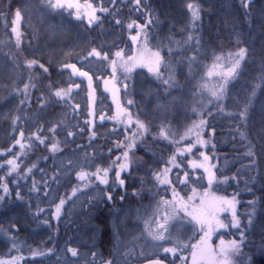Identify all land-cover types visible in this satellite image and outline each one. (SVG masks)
I'll use <instances>...</instances> for the list:
<instances>
[{"label":"trees","instance_id":"16d2710c","mask_svg":"<svg viewBox=\"0 0 264 264\" xmlns=\"http://www.w3.org/2000/svg\"><path fill=\"white\" fill-rule=\"evenodd\" d=\"M4 1L5 0H1ZM20 0H8L7 7H11V9H18V3ZM215 0H209L208 3ZM229 1V7H223L222 2H216L213 6V12L210 14L208 20H206V15L204 12H200V21L197 25V31L192 32L191 23L189 22L187 24V28L185 30V39L182 41L183 44L180 45L176 43V37L178 35H167V39L169 41H162V39L158 38V32L159 30H155L158 28L159 24H153L149 25L147 28L148 31V44L147 47L152 49L153 51L159 50L161 53V56L164 58L165 67L164 65L161 66V73L163 74L164 78H167L169 75V72L171 71V66H177L180 63V68L186 69L187 73H189V58L195 56L196 60L192 64V68H196L200 71V74L203 73L204 69L209 65V63L214 59V56L224 54L226 55L229 52H235L237 49H232L231 46L234 40V35L240 31V30H247L250 32V35L256 33L255 28L259 25V18L258 15L254 14L253 7L256 4L258 0H252V3L249 5V9L245 10V8L242 6L241 0H227ZM81 4H84L86 0H79ZM87 3H91L94 7H105L109 9L108 13H101L97 12V15L101 18V23L88 25L87 20H76V22H80V24L83 25L84 29L87 30L88 35H91L94 40L91 44V48H96L98 51H101L103 54L104 52L108 53L109 60L103 61L102 63H99V69L100 74L98 72V76L95 78L97 79L95 81V84L98 82L99 88L101 91L97 93V98L100 101V107L101 111L99 112L100 115L103 114L106 117H111L115 114L117 108L116 104L113 101L112 94L110 92L104 91V85L103 81L104 79H111L112 78V69L109 64V61L114 58V54L117 51L123 50V53L125 57L134 55L140 48L143 47V44L141 42L134 43L131 40V35H135L137 29L135 26L133 29L129 30L127 28V24L136 21L138 24H145L146 20L148 18V11H145V8L142 12L139 13L135 6L130 2V0H116L115 3H112V0H87ZM145 1L141 0V7L145 5ZM147 4V3H146ZM148 9H152L151 6H148ZM141 12V11H140ZM65 13L68 16L74 17V15H69L68 11H65ZM158 16V11L156 13ZM0 16H3L4 19H0L2 22L4 21V25L6 27L7 32L5 33V37L1 39L0 41V51L9 50V53L13 54L16 58L19 67H22L23 71L18 72L22 75V84L17 83L16 91L19 93V96L21 100L25 98L24 94V85L27 84H35L36 87H30L28 90V98L25 100L24 105L28 108V103L32 100L30 93L35 92V96L37 99H34V106L29 110L36 116L35 124L28 121L26 116L18 112L17 116H14L15 119V134L11 137H7V144L12 145L11 149H15L14 153L15 157L17 153L21 152L20 146L15 143L17 139H23L24 143L27 145L31 143L33 147L31 149L25 148V154L20 155L17 160L20 164V168L18 170V173L20 176H22L25 173V169L32 167L33 164L36 165L35 168L32 169V172L28 174L27 179H24L25 183H21V187L19 189H24L29 191L32 187L33 180L37 182V186L39 188L40 194H34V200L36 202H44L45 197L43 193V182L49 181L45 180V176L50 170L51 175H49L51 178L56 175L58 177V181L61 179L60 176L65 175L66 181L65 184L62 183V193L59 194V200L61 198H64L66 202V208L64 211L65 216H62V213L60 215V219L57 220L54 217L55 212V206L54 210L52 211H45V218L48 219V221L51 223V226L55 225L56 228L61 224V221H66L67 225H70L76 221L78 224V218H79V212H82L83 209H86L88 206V203L84 201H88V198H86V195H84V192L79 194L81 192L78 191L75 196L72 195L73 188L82 187V183L79 182L77 179L76 173L80 169H83L88 172H94L96 167L100 165L101 168L108 167L112 161L121 154V152L124 150L123 148L117 149L116 143L119 141H124L125 138V126L123 124H118L116 121L111 119H104L97 122H91V116L89 115L90 110L92 111L91 106L93 105L96 107V102L92 103L89 100L88 97V88L87 84L79 83L78 77H72L70 75L71 70L70 69H62L61 66L63 64H75L81 67H86L87 63L92 64L95 63L97 66V63L95 61L96 58L91 57L87 60H79V61H62V62H51L52 64L49 65L47 58L44 55H37L32 54L28 49L24 48V46L27 44V40L30 39L31 44H34L35 39L31 36L29 28L22 24L18 30L21 32L20 37V43L19 46L16 42V35L12 32L13 24L11 25L9 23L10 20L13 19V15H11L10 10L5 9L4 5L0 6ZM75 18V17H74ZM116 20H120L121 24H117ZM161 19L159 18V21ZM13 21V20H12ZM250 21V23H249ZM161 22V21H160ZM162 24V22H161ZM223 25V26H222ZM108 30L116 31L118 36L114 42H108L105 39V35L108 32ZM120 36H119V33ZM198 35L199 36V46H197L196 41H188L189 34ZM204 38V41H203ZM209 40V41H208ZM260 44L261 41H260ZM231 45V46H230ZM33 47V45H32ZM239 47H246V46H239ZM238 47V48H239ZM258 47L257 49H259ZM169 49L172 51L169 52ZM88 57V54L87 56ZM84 57V58H85ZM29 60H38L39 63L44 64L49 69L48 74H44L43 70L39 68V66H34L32 69H29L27 67V61ZM79 63V64H78ZM247 60L244 61L242 66V71L239 75V77H244L245 75V65ZM176 68V67H175ZM178 68V67H177ZM147 70L146 67H137L134 71L137 70ZM249 68H247L248 70ZM87 71V70H86ZM133 71V72H134ZM88 72L93 76L95 73L88 70ZM174 73V72H173ZM192 73V72H191ZM190 74V73H189ZM130 75V74H129ZM129 75L128 78L125 80V75L121 71H117V86L121 87L122 84L126 83L129 87ZM202 75V74H201ZM154 76V75H152ZM31 77V79H30ZM155 77V76H154ZM154 83H156L161 90L165 88V86L162 84L161 80H158L156 77L153 79V77H149ZM245 78V77H244ZM94 79V77H93ZM238 79V78H237ZM237 79L233 82H231L228 86V92L227 95L223 98L220 102H213L208 103L207 110L201 114L200 117L192 118L189 125H181L178 129H174L171 127L170 120L166 119L165 121L158 122L157 124H151L144 120V118L136 112V109L133 105H128L127 101L131 100V94L130 90L127 89V93L121 87V90L119 92V100L120 104L123 107L128 108V110L132 113L134 118H138L139 120L143 121L146 125L149 126L150 131L145 134L143 143H138L137 147L134 150L133 160L135 161L134 164H137V162H140L145 165L154 166L156 164L154 155H157L160 160L169 159L174 153H176L177 147L184 148L190 143H194V137H186L184 140H181V136L184 135L186 130L192 126L194 122H198L200 119H206L208 121L207 126L203 130V138L205 140L209 141V144L207 146H201L199 144H196L195 147H193L192 152L188 153L185 152L183 156H180L177 154V163L182 164L186 162L188 168H173L172 172L178 171L180 172L181 177H183V174L185 171H187L190 175V171H197L199 169L204 177V183L207 179V174L204 173V170L201 168L193 169L190 166V160L196 161V162H203V158L201 157L200 153L203 152L206 155L210 157V160L208 161L209 165H215L216 167L213 169V171L216 172V176L218 179H222L225 177L222 172V168L227 165V169L229 171L236 170L233 176L236 177V179H231L230 182L227 183H218L214 184L212 187L214 189H217L216 186L221 185L227 188V196L228 198H232L235 196V199L240 203L239 198L243 196L242 203L243 206L245 204L249 205L248 202L251 200V196H248V192L243 190V187H252V184L248 185H240V177L242 174L239 172L240 168L242 169L241 163L238 164L240 159H234V154H237L240 152L242 154L241 157H245L244 153L247 151V148H245V145L243 144V147L239 151H224L222 146L218 144L217 140L215 139V132L217 129V124L224 121L225 124H232L235 125L240 131L246 132V126L241 123L238 116L235 114H238L240 111L243 110L244 105L235 108H227L226 104L228 102L229 98V92L230 87L232 84H234ZM45 81L52 84V87L49 91L41 85V82ZM100 81V82H99ZM259 78L254 79V84L257 85L259 83ZM218 80L213 84H217ZM21 84V85H20ZM70 84H79V88H73V91L71 93V99L68 102H60L57 101V99L52 96V92L56 88L63 87L67 89ZM213 85H210L209 88H211ZM254 87V86H253ZM264 87V84H261L260 90ZM97 91V88H96ZM207 92V91H206ZM210 96V93L207 92ZM43 96L44 100L47 101V106H41V100L40 97ZM79 96H81V99L79 101ZM257 95L255 96V98ZM95 95V100L97 99ZM254 98V99H255ZM103 99V102L101 101ZM211 99V97H210ZM28 102V103H27ZM248 102V101H247ZM79 105V108L77 109L75 106ZM220 107H223L224 113H219L218 109ZM29 109V108H28ZM94 111L98 113L96 108H94ZM95 112V113H96ZM213 113L211 117L207 115V113ZM225 113H233V116L225 115ZM24 115V121L29 123V127H26L23 123L22 119H19L21 115ZM20 115V116H19ZM46 118H43V116H46ZM86 121H89V123H86ZM56 126V132L52 133L49 131L53 126ZM161 125H166L168 129L171 130L169 139H162L159 137L158 133L160 131ZM42 126V127H41ZM24 130L27 132L25 133V137H20V132ZM97 128L105 130V134L100 137V140H102V144H96L95 138L97 137ZM135 129V124L132 125V127L128 130V134L131 133V131ZM71 131L74 133L73 136L69 137L67 133ZM24 132V131H23ZM92 132H95V136L93 137L91 134ZM33 133H37L41 135L43 138H45V144H39L38 141L35 140V137L32 136ZM29 137H32L31 140H29ZM63 139H66L64 141ZM59 141L60 142V149L61 151L57 152V155H53L48 150V145H50L53 142ZM172 141H178L179 143H173ZM22 142V141H21ZM23 143V142H22ZM213 145L215 146L213 148ZM16 147V148H15ZM244 149V150H243ZM111 150V151H110ZM90 151V153H88ZM102 154H104V159L101 158ZM200 155V156H199ZM57 156V157H55ZM25 158V159H24ZM67 158V159H66ZM24 159V161L22 160ZM30 159V160H29ZM100 159V163L97 162V160ZM54 160V162H53ZM55 160L62 161V169H57L55 171L53 164L55 165ZM71 160L72 164L68 165V161ZM7 161V158L3 160V162ZM68 165L65 167V165ZM162 164V163H160ZM163 165V164H162ZM1 168V167H0ZM41 169L43 171H41ZM8 171V168L0 169V176H4L8 183H10L13 180H22L23 178L18 177V173H13L11 176H6V173ZM47 171V172H46ZM174 171V172H175ZM63 174V175H62ZM72 174V175H70ZM135 175V173H133ZM114 175L113 173H110V176ZM48 176V178H49ZM50 178V180H52ZM94 180V177L92 178ZM22 181V182H24ZM199 184V185H203ZM61 183L58 184V187H60ZM232 186H235V190H237V194H240L241 192L243 195H239L237 198V194L234 193ZM206 187V186H205ZM209 187V186H208ZM104 186H98L93 187L91 190L94 193L91 195V192L88 195L96 196L99 194L100 190L103 189ZM218 190V189H217ZM1 191V190H0ZM181 193H184L181 189L179 190ZM219 191V190H218ZM30 192V191H29ZM120 193V190H118ZM217 192V191H215ZM221 196L216 197H225L224 192L220 193ZM36 195V196H35ZM64 195V196H62ZM216 195V194H214ZM38 200V201H37ZM58 200V197L56 195L53 196L52 202H56ZM59 201L56 203L58 204ZM106 203V202H105ZM104 203V204H105ZM239 203L236 205V209L241 208L239 207ZM55 204V205H56ZM64 205V207H65ZM199 205V204H195ZM45 206V204H44ZM63 207V208H64ZM42 208H44L42 206ZM96 216L92 218V223L95 225H99L102 229V233L100 235L99 244L97 246V254L98 255H104L108 258L109 255V249L113 250L112 240L114 237L112 236V229L110 225V221L107 225H103L102 222L108 218L110 210L109 205H104L103 207L97 206L96 209ZM239 212V211H238ZM237 212V213H238ZM104 213V216L101 214ZM230 213V211H229ZM231 217V213H230ZM220 218V216H219ZM109 220V218H108ZM53 224V225H52ZM70 234L74 236V231H68L64 234ZM231 239H234V237H230L229 239H225V241H229ZM71 237L68 236L65 238V240H61L58 244H50V245H43L40 246L38 242L35 241V238L32 239V249H38V250H46V249H54L55 253H49L47 256L44 257H36L32 258L30 255V251H13L10 255V253H7L11 256H23L24 259H26L30 264H57V253L58 250L61 251V249H64L65 252L63 253L66 255L69 259L71 264L74 263L75 259L71 257L70 253L66 252V249L68 247H73L71 242ZM220 240L210 242L211 246L215 249L219 245ZM261 245H264V238L259 239V234L257 236V239L254 241V243H250L249 240L242 248V251L239 255L232 257L233 264H245L247 259L251 258V264H264V250L261 249ZM29 249V248H28ZM58 249V250H57ZM21 253V254H19ZM61 253V252H60ZM79 253V251H78ZM87 253V252H86ZM14 254V255H12ZM88 254V253H87ZM89 257V254H88ZM24 259L22 261H24ZM104 260V258L100 256L99 261L96 262V264L100 261ZM189 262H187L188 264Z\"/></svg>","mask_w":264,"mask_h":264},{"label":"rangeland","instance_id":"374dc122","mask_svg":"<svg viewBox=\"0 0 264 264\" xmlns=\"http://www.w3.org/2000/svg\"><path fill=\"white\" fill-rule=\"evenodd\" d=\"M207 1L208 0L146 1L147 6H151L152 9L155 10V13L158 11V17L162 22V24L160 22L158 28L155 29L159 30L157 37L162 39V41H169L167 39V35H178V37L175 38V42L182 45V41L185 39V37L181 33L185 32L187 24L191 20V13L187 8V4L189 2L198 3L201 7V11L203 12V10L206 11L208 9L206 8L208 6L206 3ZM222 1L223 7H229V1ZM6 3H8V0H5V3L4 1L0 0V6L4 5L5 9L10 10L14 19L15 9L7 7ZM18 9H20L22 14V19L19 22L18 28L22 24L29 28L31 36L35 39L34 44H32L35 50L33 52L34 54L44 55L50 62L72 60L79 61L83 60L82 58L87 56V54L92 50V43L90 42L87 30L84 29L80 22H76L74 17L68 16L65 11H50L47 7H45L44 0H20L18 3ZM145 9L147 10V8ZM258 18L259 25L257 28H255L256 33L250 35L249 31L240 30L238 31L240 33V43H236V36L234 35L235 42H233L232 46L230 45L232 49H238V47L241 45L246 46L245 48L249 49V54L246 58L248 63H246L247 65H245L244 68L246 76H244L245 78L238 77L237 81L230 87V95L226 107L233 108V110H235L237 107L247 104L248 97L252 93L253 86L255 85L254 79L264 76V0L262 5L259 7ZM12 20L9 21L11 25ZM5 25L4 21L2 22L0 20V41L5 37V33L7 32ZM117 36L118 34L116 31L108 30L105 35V39L108 42H114ZM260 41L263 44L262 48L257 49L259 47ZM12 55V53H9V50L0 51L1 157L2 155H7V145L2 147L6 142L5 140L8 139L7 137H12L15 134L16 123L15 119L12 117H14V114H18V111L15 109L17 102H20L19 96H17L15 93H11L12 89H14L12 84L15 81L20 80L18 77V72L16 71L18 62L15 57L12 59ZM95 62L97 63V66L95 63H87L86 67L83 66L84 69L78 65L76 66L82 70H89L91 72L94 71L93 73L95 74L93 77L96 81L97 79L95 77L98 76V72L100 73V69L99 63L97 61ZM213 63L214 59L204 69L203 73H201L202 75L200 74L199 68L198 70L193 68L192 73L189 74L187 73L186 69L180 68V63L177 66H171V71L174 72L177 84L175 87L168 89L167 91L165 88L161 90L159 86L149 78L153 77V79H155V77L152 76L153 74L149 73L146 69L132 72L129 75L128 90H130L131 100L134 101L132 105L135 107L136 112L139 113L145 121L151 124H157L158 122L168 119V121L170 120L171 122L169 124H171V127L173 126L172 128L174 129L180 127L181 125H189L192 118L200 117L201 114L207 110L206 107L209 103L210 96L206 91L201 92L199 85L202 83H207L208 86H210L216 82V78L206 76L207 72L212 70ZM247 68L249 69L247 70ZM100 74L103 73L101 72ZM85 81V78L79 79V83L85 84ZM258 84L261 86V82ZM96 88L97 92L99 93L101 90L99 88L98 82L96 83ZM263 89L264 87L262 90ZM262 90H260V87L256 90L257 97L252 103L258 105V111L255 113L257 118H249L246 125L247 139L251 141L252 145L255 146L256 160L259 168L257 180L254 183H248L252 184V187H249L251 191L248 192V196H251L250 201L258 199L259 202L257 205L258 213L255 221V227H253L252 230L247 234L250 237L255 233L257 235L259 234V239L264 238V231H262V229H264V95L262 94ZM80 99L81 96H79V101ZM23 100H27L26 97ZM96 101V110L98 113L95 114V119L98 118L100 115L99 112L101 111L99 99L95 100V102ZM101 101L103 102V99H101ZM253 119L255 120L251 122ZM98 130L99 128H97V131ZM23 131L24 134L27 133L24 130V127ZM21 141L24 143L23 139H21ZM244 145H246V141H244ZM88 153H90V151H88ZM55 155L58 156L57 153H55ZM12 158H15V156L11 157V159ZM101 158H104V154H102ZM56 161L57 163L55 162L54 167L55 171L57 169L61 170L62 161ZM156 161V164L150 167L143 164V162H137V164H133L132 168L130 169L132 173L135 172V176H137V178L133 175L135 177L134 179L129 178L127 180V192L131 193L133 189H141V179H143V190L139 196L128 195L125 197V200L121 202L118 199L121 192H118L116 198L114 196L113 201L115 208L119 209L118 212L113 211V206L111 203H105L106 205H109L110 213L108 218L112 229V236L115 238V242H112V245L114 246L113 250L109 249L108 251V258L112 260L114 264H133L137 261H143L148 257L151 258L162 256L168 258V255L164 254L162 251H157L152 247V241L150 238L146 239V232L144 229V220L152 217L153 211L157 206L156 202L160 199V196H163L165 199L172 198L170 190L167 192L161 191L159 195H153V193L156 192L153 171H158L165 167L166 161L168 160L164 159L162 161L156 158ZM192 161L193 160H190V162ZM2 162L3 161H1V163ZM97 162L100 163V159H98ZM160 163H162L163 166L160 165ZM240 163L242 169L240 168L239 172H241L242 175L239 176L241 179L239 184L245 185V181L249 179V176L247 170L243 169V165L248 164L249 160L246 157H242L238 164ZM5 166L8 168L7 165ZM180 166L183 168H188L186 162L180 164ZM81 170L82 169L79 168V171ZM221 171L224 172L223 174L227 177H233L234 173L236 172V170L229 171L227 169V165H225ZM252 174L255 175L256 173L253 172ZM49 175H51L50 170H48L44 178H47ZM197 175L202 177V179H191V184L189 186H182L183 188L177 187L178 189L184 191V193L180 192V194L185 198V200H187L188 196L192 195L191 189L193 187L197 189L199 194H203V192L207 190L205 185H199L204 183L202 172L198 170L194 171L193 177ZM175 177L176 175L170 178L174 179ZM230 180L228 182H230ZM60 181L61 180H59V182ZM47 182L48 188H45L43 183L45 201L38 202V207H44V204L47 205V208L54 206L52 198L54 195H56L55 189L58 187L59 182L58 184H55L57 182L53 183V181ZM18 184L20 187L21 184L19 182ZM99 186L102 187L103 185ZM9 187L10 189L13 187L16 189V186L13 183L9 184ZM92 188H86L85 192L84 189H82L79 194L84 192L86 198H89L94 193V189L93 191L91 190ZM216 188L219 191L214 192L208 189V192L212 195L216 194L215 196H221V192L223 193L227 191V188L221 185L216 186ZM79 189H81V187H79ZM150 189L151 191H149ZM45 192H48L49 195L45 196ZM89 192H91V195H87ZM35 194L40 193L38 192ZM23 196L31 200L32 208H35V211L33 212H36L37 202L34 200V195H31L26 191L23 193ZM12 200L13 203L10 205L11 208L9 211L0 212V228H3L8 233L16 235L18 238L21 237V239H19L21 243L26 245L27 242H29L30 237L31 239L34 237L35 241L38 242L40 246L58 244L62 240V236L65 232L73 230L74 236L71 240L72 246L77 248L80 254L77 258H74L75 261L73 264H87V261L92 259V254H97V246L99 244L102 229L82 223L83 221L92 223V218L98 214L96 213L97 206L91 207L88 205L86 209H83L82 212H79V224L74 221L73 225H62L58 228L55 226L50 232L49 226L47 225L40 224L39 227L37 226L39 221H43L45 219L43 216H39L38 219H33L27 206L19 201H16L15 195H12ZM57 202L58 200L55 202V204ZM84 202L88 203V201ZM194 203L199 204V196L194 201ZM105 204L98 205V209L99 206L103 207ZM245 205L243 206L244 224L245 220L247 221V215L245 213L249 211V205ZM182 213L183 212L180 213V216ZM154 219L155 218L153 217V223ZM13 223L16 224L18 231L17 229H12L11 224ZM170 231L172 234V242H160L164 247L174 246V242L177 239L185 244L191 243L194 229L189 223H185L184 221L182 223L173 221ZM117 236L119 243L117 242ZM198 241H200V239L197 241L195 240L194 244H196ZM10 248L11 242L3 233H0V258H10H6L5 256L7 253L11 254L14 251H10ZM129 250H131L132 254L125 257L124 253L128 252ZM86 252L89 254V257ZM100 256L101 258L103 257L104 260L107 258L103 254H97L96 262L99 261ZM20 264L30 263L24 259V261H21Z\"/></svg>","mask_w":264,"mask_h":264},{"label":"snow or ice","instance_id":"6c2138e0","mask_svg":"<svg viewBox=\"0 0 264 264\" xmlns=\"http://www.w3.org/2000/svg\"><path fill=\"white\" fill-rule=\"evenodd\" d=\"M116 0H112V3H115ZM130 2L135 6L137 11H143L144 8H147V4L141 7V0H130ZM242 6L245 8L246 12L249 9V5L252 3V0H241ZM44 5L52 12H60V11H68L69 15H74L76 20H87L88 25H93L97 23H101L100 16L97 15V12L108 13L109 9L103 6L97 8L94 7L91 3H87V0L84 4H81L79 0H44ZM187 8L191 13V27L192 32L197 31V25L200 21V12L201 7L198 3L189 2L187 4ZM149 15L146 20V23L141 25L136 21H132L127 24V28L129 30L135 28L137 29L135 35H131V40L136 42H141L143 47L140 48L134 55L125 57L123 50L117 51L114 54V58L109 61V64L112 69V78L104 79V91L110 92L112 94V98L114 103L116 104V112L111 117H106L101 114L99 119H111L116 121L118 124H123L125 126V138L124 141H119L116 143V148H123L124 150L121 152L119 156H117L112 163L108 167L101 168L99 166L96 167L94 172H88L85 170L78 171L76 173L77 179L82 183L81 189L73 188L72 195L75 196L76 193L82 189L98 187L99 185H103L104 188L100 190L99 194L96 196H92L88 198V205L91 207H96L98 205H102L105 202L111 203L113 206V211L118 212L119 209L115 208L114 196L115 193L120 190L121 194L118 199L122 202L125 200V197L128 195L139 196L141 191L143 190V179H141V189H133L131 193L127 192V180L129 178L134 179L132 171L130 170L135 163L133 160L134 150L137 147L138 143H143L145 134L150 131L148 125H146L143 121L138 118H134L132 113L128 110V108L123 107L120 104L119 100V92L121 87L127 93L128 85L126 83L122 84L121 87L117 86V71H121L125 75V80L128 78V75L131 74L137 67H146L149 73H152L158 80H161L162 84L165 86L166 91L176 86L177 82L175 80V76L173 72H169L167 78H164L161 73V66L165 65L164 58L161 56L159 50L153 51L152 49L147 47L148 44V31L147 28L149 25L159 24V17L156 15L154 9H147ZM0 19H4L3 16H0ZM22 19V14L20 9H16L14 12V19L12 21L13 27L12 32L16 35V42L19 46L21 32L18 30L19 22ZM116 23L121 24L120 20H116ZM250 23V21H249ZM236 43H240V33L237 32ZM199 36L189 34L188 41H196L197 46H199ZM172 50L169 49V52ZM249 54V49L245 47H239L235 52H229L226 55H216L214 56V63L212 65V70L208 71L207 77H214L218 80V83L209 88L207 83H202L199 85V89L201 92L207 91L210 93L211 99L209 103L220 102L227 95L228 86L231 82L235 81L241 71L244 61L246 60ZM94 57L97 62L102 63L103 61H108V53L98 51L96 48H92V50L88 53V57L82 58L87 60L88 58ZM196 57L189 58V73L193 71L192 64L195 62ZM27 67L32 69L34 66H39L40 69L43 70L44 74L49 73L48 67L44 64L39 63L38 60H29L26 62ZM62 69H70V75L72 77H82L87 80V88H88V97L89 100L94 103L95 102V93L96 88L94 87L93 76L89 74L88 71H83L81 68H78L76 64H63L61 66ZM31 79V77H30ZM99 79V77L97 78ZM261 84H264V76L260 78ZM30 87H36L35 84H25L24 85V94L26 99L28 98V90ZM49 88L52 87L51 82L48 85ZM79 84H70L67 89L60 87L56 88L52 92V96H54L57 101L60 102H68L71 99V93L73 88H79ZM260 87V84L254 85L252 93L248 97V102L245 104L242 111L238 114L239 120L245 126L247 125V120L249 117V112L252 107L253 100L256 96V90ZM41 106L46 107L47 101L44 100L43 96L40 97ZM21 104L25 103V100L20 101ZM134 101L128 100L127 104L132 105ZM77 109L79 105L75 106ZM195 111V109H194ZM219 113H224L223 107L218 109ZM90 116L95 115L93 111L90 110ZM209 117L213 115V113H207ZM225 115L233 116V113H225ZM89 123V121H86ZM208 121L206 119H200L198 122H194L191 127H189L183 136H181V140H184L186 137H194V143L188 144L184 148L177 147L176 153H174L171 157H169L168 161H166V166L161 168L158 171H153V179L155 182L156 192L153 195H159L161 191L167 192L171 191V199H165L163 196H160V199L156 202L157 206L153 211L152 217L144 220V229L146 232V239L150 238L152 241V247L157 251H162L164 254H170L173 258L177 256L178 253L182 252V249L188 248L189 245L181 242L179 239L175 240L174 246L164 247L160 242H172V234L171 227L172 222L177 221L182 223L183 217L180 216V213L183 212L184 216L190 218L189 222L194 225H198L203 235L201 236L200 241L196 244H192L190 261L191 264H233L232 257L237 256L241 253L243 246L248 242L247 233L255 227V221L258 213V199L249 201V211L246 213L247 215V223L242 225L241 219L236 212V205L239 203L235 196L232 198L228 197H216L214 194L210 195L207 190L204 191L203 194H199L197 189L193 187L191 189L192 195L188 196L187 200L183 196H181L180 191L177 188V184L187 186L191 181V177L187 171L184 172L183 177H180L179 174L175 177V182L172 178H170V173L173 168H179L180 164L177 163V154L183 156L185 152L191 153L193 147L196 144L201 146H207L209 144L208 140L203 138V130L207 126ZM135 124V129L128 134V130ZM42 127V126H41ZM50 132H56V126L54 125ZM239 131V130H238ZM171 130L167 128L166 125H161L160 131L158 133L159 137L162 139H169ZM69 137L73 136L74 133L69 131L67 133ZM93 137L96 135L95 132L91 134ZM35 137V140L39 142V144H45V138L37 133L32 134ZM239 136L241 140L246 141L247 151L244 153V156L248 158L249 163L243 165V169L247 170L249 179L245 181L246 185L249 182H255L259 175V168L256 160V152L255 146L252 145L251 141L247 139V134L244 131H239ZM20 137H24V132H20ZM32 137H29L31 140ZM173 143H179L178 141H172ZM17 145L20 146L21 152L16 154L15 158L8 159L5 163L8 166V171L6 176H11L13 173H18L20 168V164L17 162V158L20 155L25 154V148L31 149L33 145L31 143L25 144L21 142V139H17L15 141ZM215 146L213 145V148ZM48 150L55 155V153L61 151L60 142L56 141L48 145ZM11 151V149H8ZM111 151V150H110ZM203 158V162H190V166L193 169L201 168L204 170V173L207 174V183L209 188H211L214 184L218 183H227L230 179H236L233 177H223L222 179H218L216 176V172L213 169L216 167L215 165H209L208 161L210 157L205 153H200ZM72 161H68V165H71ZM68 165H65L67 167ZM4 164H0V167H3ZM36 165L33 164L32 167H29L25 170V173L19 178L27 179L28 174L32 172V169L35 168ZM41 171H43L41 169ZM114 175L110 176V173ZM256 174L253 175L252 173ZM94 177V180L92 179ZM54 182H59L58 177L54 175L51 178ZM197 180L202 179V177H197ZM98 182V184H97ZM44 187L48 188V182L44 181ZM13 184L16 186L17 190L15 193V200L25 204L31 213L33 219H38L39 215L44 212V209L38 207L37 202V210L36 212H31L32 203L29 198L23 196L19 190V184L17 180L13 181ZM0 211L5 210V208L9 207L12 203V192L9 187V184L4 176H0ZM251 191L250 188L246 189ZM31 193H38L39 188L37 186V182L33 180L32 187L29 190ZM151 191V189L149 190ZM49 195L48 192H45V196ZM199 196V205H195L194 201ZM66 200L61 198L59 203L55 205L54 217L59 220L62 209L66 204ZM170 210V211H169ZM231 213V219L226 223L219 218V214L223 212ZM153 217L155 218V224L153 226ZM49 221L45 218L43 221L38 222V227L40 224L48 225ZM12 229H17L16 224H11ZM220 229H235L239 233L238 239H231L229 241H225L223 238L220 239V243L217 248H213L209 243V240L214 232ZM18 231V229H17ZM264 231V229H262ZM0 233H3L7 239L11 242L10 251L15 250L17 252L21 251L23 248V244L19 241L18 237L12 233L6 232L3 228H0ZM117 242L119 243L118 236ZM261 249L264 250V245H261ZM64 249H61V253L57 254V264H71L70 259L64 255ZM67 253L71 254L72 258H77L80 254L78 253L77 248L68 247L66 249ZM49 253H55L54 249H46V250H38L32 249L30 250V255L32 258L36 257H44ZM132 252L129 250L124 253V256L127 257L131 255ZM143 254V253H141ZM24 259L23 256H11L8 259L0 258V264H20V262ZM179 259L181 261H185L189 259L184 255H180ZM97 254H92V259L87 261V264H96ZM103 264H112L111 260L103 261ZM149 264H165V260L160 259L158 256L156 259L149 261ZM245 264H251V258L249 257Z\"/></svg>","mask_w":264,"mask_h":264},{"label":"bare ground","instance_id":"6f19581e","mask_svg":"<svg viewBox=\"0 0 264 264\" xmlns=\"http://www.w3.org/2000/svg\"><path fill=\"white\" fill-rule=\"evenodd\" d=\"M221 1L222 0H215V2L214 1H211L210 3H208L209 2V0H208L206 2L207 5H208L206 8H208V9L206 11L203 10L204 14L206 15V20H208V18H209L207 16H210V14L213 12L212 9H213L214 4L216 2H221ZM262 3H263V0H258L256 2V4L253 7L254 14L258 15V10H259V7L262 5ZM1 4H3V3H1ZM181 34H183L184 36L187 35L185 32H183ZM89 39H90V42L91 43L94 40V38L91 35H89ZM262 45L263 44H259V47L262 48ZM24 48L28 49L30 52H32V54H34L33 52L35 50L32 47V44H31L30 39L27 40V44L24 46ZM12 59H14V55H12ZM48 64L51 65L52 63L51 62H48ZM16 71L17 72H22L23 71L22 67H19V64L16 67ZM18 77L20 78V80L15 81L12 84V86H14V89H12V91H11L12 94L15 93L17 96H19V93L16 91V86L18 85L17 83H21L22 84V80H23L22 79L23 77H22V75L20 73H18ZM41 85H43L47 89V91L50 90V88L48 87V85H49L48 82L42 81L41 82ZM262 94L264 95V89L262 90ZM30 96H31L32 100L29 103L27 102L29 109L27 108L26 105L21 104L20 102H17V106H16V109L15 110L18 111V112L23 113L26 116V118L28 119V121H30V122H32V123L35 124L36 123L35 122L36 116H35V114H33L32 112H30L29 110L34 106V101H35L34 99H37V97L35 96V92L34 93H30ZM19 101H21L20 96H19ZM7 102H9V101H7ZM257 106L258 105H256V104H252V107H251L250 112H249L248 119L249 118H253V117H256L257 118V115L255 114L258 111V107ZM32 110L33 109H31V111ZM23 114L21 116L19 115L20 116V119L23 120V123L25 124L26 127H29V123L27 121L26 122L24 121L25 116ZM14 116H17V114H14ZM46 117H47V115L46 116H43V118H46ZM12 118H14V117H12ZM255 119L251 120V122H253ZM216 126H217V129H216V132H215V139L217 140L218 144H220L222 146V148L224 149V151H239V150L242 149L243 144H244V141L241 140V138L239 136V131L240 130L235 125L228 124V123L225 124L224 121H222V122L218 123ZM178 128L179 127H177L176 129H178ZM104 134H105V130L100 129V130L97 131V137L95 138V143L96 144H102L103 141L100 140V137H102ZM63 140L66 141V139H63ZM5 141L7 142V140H5ZM233 156H234V159H237V160L240 159V158H242L241 157L242 154L240 152H238L237 154H234ZM160 165H162V164H160ZM101 215L104 216V213L101 214ZM78 222H79V218H78ZM82 223H85L88 226H90V225L95 226L98 229L100 228L99 225H95L94 223H90V222L88 223V222H85V221H83ZM108 223H109L108 218H106L102 222L103 225H107ZM68 236H70L71 239H73V235H70V234H67L66 233V234H64L62 236V240H65V238H67ZM257 236L258 235L256 233L252 235L251 243H254L255 238ZM112 242H115V238L112 240ZM60 252L61 251L58 250V253L57 254H60Z\"/></svg>","mask_w":264,"mask_h":264},{"label":"flooded vegetation","instance_id":"af4514ba","mask_svg":"<svg viewBox=\"0 0 264 264\" xmlns=\"http://www.w3.org/2000/svg\"><path fill=\"white\" fill-rule=\"evenodd\" d=\"M0 160H3V155H2V157L0 156ZM219 216H220L221 220H223V221L225 220L226 221L227 217H226L224 212L220 213ZM234 233L235 232L233 231V229H220V230H218V231L213 233V237L216 238L213 241L220 240L221 238H223L224 240L225 239H229L230 237H232L234 235ZM221 234H222V236H221ZM238 235H239V233H238Z\"/></svg>","mask_w":264,"mask_h":264},{"label":"water","instance_id":"95a60500","mask_svg":"<svg viewBox=\"0 0 264 264\" xmlns=\"http://www.w3.org/2000/svg\"><path fill=\"white\" fill-rule=\"evenodd\" d=\"M151 260H154V259H149V260H146L144 262L137 263V264H149V261H151ZM165 264H168V263L165 261Z\"/></svg>","mask_w":264,"mask_h":264}]
</instances>
